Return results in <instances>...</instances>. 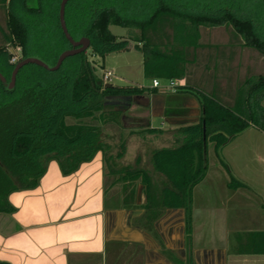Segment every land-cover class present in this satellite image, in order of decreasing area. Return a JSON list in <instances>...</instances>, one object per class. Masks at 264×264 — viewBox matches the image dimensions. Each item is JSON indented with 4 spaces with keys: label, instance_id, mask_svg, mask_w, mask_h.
Listing matches in <instances>:
<instances>
[{
    "label": "trees",
    "instance_id": "obj_1",
    "mask_svg": "<svg viewBox=\"0 0 264 264\" xmlns=\"http://www.w3.org/2000/svg\"><path fill=\"white\" fill-rule=\"evenodd\" d=\"M148 2L69 0L65 9L68 30L76 40L89 38L90 48L66 58L57 70L35 63L23 66L11 90L0 79V213L14 211L9 200L12 192L40 184L50 161H56L62 173L68 175L101 155L109 173L124 182L125 202L130 203L140 187L147 216L155 218L165 207L190 204L193 188L207 173L210 142L220 148L250 123L264 129V74H256L241 84L234 105L227 106L212 95L196 94L201 105L199 121L179 125L173 130L176 145L152 153L154 173L163 175L165 183L155 181L139 161L134 166H116L115 158L122 157L127 147L129 135L125 136L124 130L130 122L125 109L109 102L113 95H142L150 88L108 87L97 75L89 53L104 58L134 47L130 40L118 39L110 26L140 29L135 47L143 54L145 76L152 80L183 78L185 44L173 47L174 38L184 39L186 32L201 25L231 26L246 46L264 53V28L257 27L241 9L207 2L185 7L180 0ZM60 3L61 0H37L36 4L30 0L11 1L6 39L21 47L22 58L38 55L54 65L59 55L72 47L61 27ZM165 25L172 27L170 35L164 32ZM38 27L50 30L56 43L39 41ZM163 36L172 44L165 49L159 44ZM11 59L12 54L0 45V72L8 81L16 64ZM177 88L190 92L183 85ZM109 132L118 135L114 144L111 139L115 136ZM115 182L116 178L111 185ZM252 237L254 246L264 242V232ZM254 251L264 253L260 248Z\"/></svg>",
    "mask_w": 264,
    "mask_h": 264
},
{
    "label": "crops",
    "instance_id": "obj_2",
    "mask_svg": "<svg viewBox=\"0 0 264 264\" xmlns=\"http://www.w3.org/2000/svg\"><path fill=\"white\" fill-rule=\"evenodd\" d=\"M11 1L0 0V43H11L6 39ZM148 88L139 95L147 100L146 104L133 101L126 107L135 104L136 109L143 107L147 111L143 124L147 130L164 129L152 126V116L166 117L174 130L183 122L199 121L201 105L196 97L184 105L187 117H180L181 107L158 103L169 90L178 92V88L165 90L153 85ZM210 90L215 92L219 88L212 86ZM236 98L237 94L232 105ZM263 102L264 97L261 100L264 106ZM127 119L131 123L136 118ZM171 137L175 146L173 132ZM160 148L166 147H156L144 158L137 152L134 162L128 165H137L139 161L140 167L149 170L155 181L165 183V177L154 173L151 163L153 151ZM225 150L228 170L218 158ZM209 153L213 156L211 161L208 158V168L211 164L215 175L205 180L209 175L207 169L206 176L193 188L188 206L165 207L155 218L147 216L140 187L130 203L125 202L123 191L108 189L107 165L101 155L68 175L62 173L56 161H50L37 187L9 195L15 209L0 213V261L5 264H187L189 258L191 264H243L264 260V253L254 251L264 250V242L261 246L251 244L252 234L264 232V129L250 123L220 148L210 142ZM251 154L256 155L250 161L254 166L248 165L249 170L244 171L239 164L247 166L249 161L242 155ZM249 171L259 179H250ZM117 178L115 184L120 181ZM123 185L124 182L122 190Z\"/></svg>",
    "mask_w": 264,
    "mask_h": 264
},
{
    "label": "rangeland",
    "instance_id": "obj_3",
    "mask_svg": "<svg viewBox=\"0 0 264 264\" xmlns=\"http://www.w3.org/2000/svg\"><path fill=\"white\" fill-rule=\"evenodd\" d=\"M131 1L135 4H140L142 2L147 3L150 0ZM36 2L37 0H30L31 4H36ZM203 2H207L210 5L215 6L226 5L234 9H241L245 16L254 20V23L257 27L264 28V0H180V3L183 7H185V5H201ZM149 6L150 5H148V7ZM46 21L48 22L49 19L46 18ZM38 28L39 30L37 31L36 36H39V41L42 40L45 44L46 41L50 42V45H52V43H56L50 30H44L43 27ZM110 29L118 36V39L130 40L132 46L134 47L129 50L107 54L104 58H100L89 53L90 60L96 66L97 75L103 77L104 72L110 71L112 73L111 83L114 86H137L145 88L152 87L153 80L146 77L144 74L143 54L135 47V44H138L135 38L140 37V29L125 28L117 25L110 26ZM164 32L170 35L173 32V29L171 26L165 25ZM189 32V34L187 32V34L185 33L184 39L174 38L176 42L173 47H181L183 43L185 44V48L183 49V66L185 70L184 76L181 79L175 80L178 83L176 88L181 85L188 86V90L190 92H173L171 89L163 97L158 99V103H165V105L168 107H181L180 110L183 112L180 114V117H185L187 115L186 107L184 105L186 102L194 99L196 94L205 93L212 95L221 103L231 106L243 80L250 75L256 74L257 72L264 73V53L259 52L253 47L246 46L242 37L235 33L231 26L201 25ZM165 38L166 36L162 37L163 41L161 40V42L163 43L159 42L162 49L172 45L170 44L171 41L168 40L167 42ZM164 42H166V44H164ZM0 45L7 49L16 48L17 51L19 50L14 43L4 42L0 43ZM140 45L141 42H139V46ZM18 55L19 59H21L22 53H18ZM18 61H16V63ZM217 75L220 77H217ZM158 80L161 86H168L170 81L168 79ZM212 86L214 89L219 88V90L212 92L210 90ZM136 100L144 104L147 102L145 98L139 96L136 98ZM134 106L136 105L132 104V106L128 107L124 112L127 117H135L136 119H134L135 122L129 123V128L124 130V135H129V138L127 139V150L124 157L121 159H118L117 157V159L115 158L116 166L119 167L133 163L137 152H139L141 157L144 158L146 153L150 152L156 147L169 148L174 146V140L171 137V133L173 132L174 128L172 127L171 122H169L166 117L152 116L150 118L152 126L157 128L162 127L164 129H162L163 131L161 132L149 131L146 129V125H143L145 124L144 118L148 115L147 111L141 107L143 105H137V107H141L139 109H136ZM145 107L147 108V105H145ZM169 110L170 109H167V112H169ZM169 116L170 114H168L167 117ZM140 117L143 118V120L136 121ZM69 121L73 120L70 118ZM139 121H141V123ZM109 134H113L115 136V138L111 137L112 144L118 141L117 133L109 132ZM226 152L227 150L222 152L218 158L226 170H228L226 167L228 154ZM116 153L117 149H114V154ZM212 156L213 155L209 153L208 158L210 161ZM253 156L254 154L242 155V158L244 157L245 160L249 161L247 166L244 165L245 163L239 164L242 169H244V171L245 168L249 170L248 165L254 166V164L250 162L253 159ZM254 158H256V155ZM213 170L214 168L210 164L208 168L209 175L204 178L205 180H209L211 176L215 175L213 174ZM106 172V185L108 189L114 188L115 190L119 191V193L122 192L123 190L121 185L123 182L120 180L111 186L113 180H115V178L118 176L111 175L109 173L108 167L106 168ZM247 174L250 175V179H259L250 171L247 172ZM206 220L208 221L206 228L209 229V217L206 216ZM251 259L254 260L261 258L251 257ZM243 264H264V260H255L245 262Z\"/></svg>",
    "mask_w": 264,
    "mask_h": 264
},
{
    "label": "water",
    "instance_id": "obj_4",
    "mask_svg": "<svg viewBox=\"0 0 264 264\" xmlns=\"http://www.w3.org/2000/svg\"><path fill=\"white\" fill-rule=\"evenodd\" d=\"M69 0H61L60 3V12H59V17H60V23L61 27L63 29V32L66 36V38L69 40L71 43L72 47L69 49L64 50L58 57V60L56 64H50L49 62L45 61L43 58H41L38 55H30L28 57L21 58L16 64L13 69L11 79L10 81L7 80V78L0 72V79L2 80L4 86L11 90L15 87L16 84V77L18 74V71L25 65L29 63H35L38 64L48 70H57L60 68L64 60L70 56L76 55L80 52L86 51L90 48V39L87 37H82L79 40L74 39V37L70 34L66 19H65V9H66V4L68 3ZM106 86L112 87L114 86L112 83H106ZM115 99H112L109 103L113 104H119L121 100L123 99H130L129 95H122V96H115Z\"/></svg>",
    "mask_w": 264,
    "mask_h": 264
},
{
    "label": "built area",
    "instance_id": "obj_5",
    "mask_svg": "<svg viewBox=\"0 0 264 264\" xmlns=\"http://www.w3.org/2000/svg\"><path fill=\"white\" fill-rule=\"evenodd\" d=\"M8 51L12 54V62H16L19 60V55H18V51L21 52V50L15 51L14 49L9 48ZM103 80L105 83H111L112 82V73L110 71L104 72L103 74ZM178 85L176 80H170L168 86H161L160 82L158 79H154L153 80V86L154 87H161L165 90H167L168 88H176V86Z\"/></svg>",
    "mask_w": 264,
    "mask_h": 264
},
{
    "label": "flooded vegetation",
    "instance_id": "obj_6",
    "mask_svg": "<svg viewBox=\"0 0 264 264\" xmlns=\"http://www.w3.org/2000/svg\"><path fill=\"white\" fill-rule=\"evenodd\" d=\"M114 97L112 98V99H115L116 97L115 96H122L121 94H116V95H113ZM137 96H139V95H132V96H130V99H123V100H121L120 101V103L119 104H117V105H119L121 108H123V109H126V107L128 106V105H130V103L131 102H133V101H136V102H139L138 100H136V97Z\"/></svg>",
    "mask_w": 264,
    "mask_h": 264
}]
</instances>
